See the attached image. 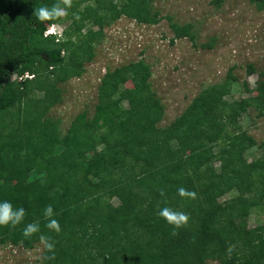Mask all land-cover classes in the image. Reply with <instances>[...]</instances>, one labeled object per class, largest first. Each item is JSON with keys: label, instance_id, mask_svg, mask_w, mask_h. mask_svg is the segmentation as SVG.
I'll return each mask as SVG.
<instances>
[{"label": "trees", "instance_id": "trees-1", "mask_svg": "<svg viewBox=\"0 0 264 264\" xmlns=\"http://www.w3.org/2000/svg\"><path fill=\"white\" fill-rule=\"evenodd\" d=\"M155 1L73 0L66 19L40 23L35 7L56 0H0V202L26 210L16 228L0 226V244L34 249L40 234L22 231L38 221L56 241L55 259L45 248L42 264H264V224L248 223L254 208L264 211V159L245 158L257 141L239 117L249 108L264 116V80L261 94L227 100L237 81L229 72L160 127L165 105L152 67L140 60L103 75L92 118L79 114L65 134L58 122H43L61 99L58 85L82 76L95 58L105 27L122 17L160 23ZM249 1L264 11V0ZM51 23L62 25L61 37L45 38ZM171 29L172 44L195 42L191 24ZM26 73L32 78L17 82ZM180 187L197 198L180 197ZM48 205L59 234L46 227ZM166 206L190 217L177 236L157 214Z\"/></svg>", "mask_w": 264, "mask_h": 264}, {"label": "rangeland", "instance_id": "rangeland-1", "mask_svg": "<svg viewBox=\"0 0 264 264\" xmlns=\"http://www.w3.org/2000/svg\"><path fill=\"white\" fill-rule=\"evenodd\" d=\"M154 11L162 17L155 25L122 17L105 27V36L95 47L96 56L85 64L83 75L58 85L61 99L44 118L45 124L58 122L65 134L79 114L85 112L92 118L103 75L140 60L152 67V87L165 105L160 127L171 125L202 90L224 82L229 72L237 81L227 100L263 92L259 84L264 80V11L256 5L249 0H223L220 4L215 0H156ZM171 23L191 24L195 42L182 38L172 44ZM204 44L209 46L204 48ZM250 65L255 69L252 75L248 73ZM22 81L18 77L17 82ZM239 117L243 128L257 141V146L247 151L245 158L248 161L264 159V116L259 118L249 108L248 113ZM102 149L103 145L97 154ZM234 195L228 194L223 200ZM248 223L251 228L264 224V211L254 208ZM44 251L42 242L31 250L10 243L0 244V264H42Z\"/></svg>", "mask_w": 264, "mask_h": 264}, {"label": "clouds", "instance_id": "clouds-1", "mask_svg": "<svg viewBox=\"0 0 264 264\" xmlns=\"http://www.w3.org/2000/svg\"><path fill=\"white\" fill-rule=\"evenodd\" d=\"M73 7V0H56L51 6L42 5L35 7L33 16L40 22H52L61 21L69 16V10ZM75 20H80V15L78 12L72 13ZM63 34L62 25L59 23H51L44 32L45 38L51 35H55L58 38ZM59 42V39L57 40ZM31 79L32 76L26 73L24 76H20L19 79ZM178 194L182 198L196 199L197 194L193 191H189L184 187L178 188ZM160 195L163 197L165 195L164 190H160ZM158 216L164 219L169 225L173 227L172 235L177 236L179 233L177 230L184 228L188 225L190 217L185 212L173 209L171 207H163L158 210ZM26 216V210L23 207L14 208L12 203L9 201L0 202V226L16 228L23 223ZM44 217L47 220L46 227L49 231H54L59 234L61 232V225L59 221L55 218V212L51 205L46 206L44 210ZM22 234L25 238H31L33 235L40 234L39 239L46 248V250L51 253L50 256L45 257L49 260L55 259V245L51 237L41 233V228L39 222L28 223L23 228ZM233 251V246H229L228 253L231 255Z\"/></svg>", "mask_w": 264, "mask_h": 264}]
</instances>
